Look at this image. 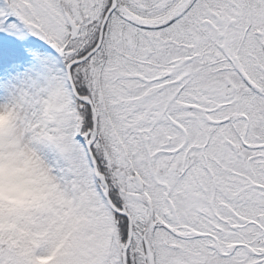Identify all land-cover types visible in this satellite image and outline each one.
<instances>
[{
    "label": "snow or ice",
    "instance_id": "obj_1",
    "mask_svg": "<svg viewBox=\"0 0 264 264\" xmlns=\"http://www.w3.org/2000/svg\"><path fill=\"white\" fill-rule=\"evenodd\" d=\"M0 264H264V0H0Z\"/></svg>",
    "mask_w": 264,
    "mask_h": 264
}]
</instances>
